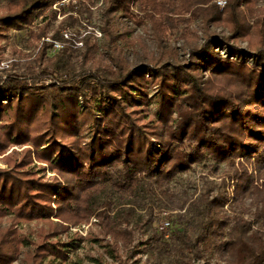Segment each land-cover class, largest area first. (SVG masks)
<instances>
[{
  "label": "trees",
  "instance_id": "16d2710c",
  "mask_svg": "<svg viewBox=\"0 0 264 264\" xmlns=\"http://www.w3.org/2000/svg\"><path fill=\"white\" fill-rule=\"evenodd\" d=\"M100 1L97 23L93 8ZM211 1L0 0V36L6 28L23 29L39 17L45 22L47 17L67 15L64 23L79 27L84 20L87 28H99L110 43L107 66L75 73L71 62L56 63L53 74L58 83L48 87H32L13 76L0 79V136L13 143L31 141L43 161L70 177L52 182L0 171V211L13 209L23 218L49 217L56 196L57 210L69 206L76 220L95 216L110 226L137 227L154 224L155 208L179 207L185 212L170 225L174 249L205 257L225 254L231 264H264V181L256 183L264 180V37L250 43L247 53L230 42L232 37L207 34L201 45L190 48L188 64L156 60L138 66L123 56L116 42L122 17L171 28L179 19L170 14H192L195 6ZM251 2L228 0L227 10ZM231 24L237 30L242 25L236 18ZM232 36L236 39L240 31ZM222 48L226 56L218 51ZM198 70L209 77L202 82L190 73ZM151 86L156 88L157 110L150 119L141 106L148 104ZM38 112L47 116L48 128L26 130ZM83 127L88 129L85 137ZM241 159L253 160L257 175L244 164L237 166ZM207 161L231 166L228 177L237 182L233 192L221 187L211 197L213 189L207 188L196 198L188 195L178 201L172 182ZM248 198L257 229L244 219ZM229 200L238 211L226 210ZM159 234L153 237L162 244L157 248L167 250L169 242ZM0 245V264H6L16 249Z\"/></svg>",
  "mask_w": 264,
  "mask_h": 264
},
{
  "label": "rangeland",
  "instance_id": "374dc122",
  "mask_svg": "<svg viewBox=\"0 0 264 264\" xmlns=\"http://www.w3.org/2000/svg\"><path fill=\"white\" fill-rule=\"evenodd\" d=\"M224 1L222 3L220 0H212L207 5L195 6L192 14L184 13L177 17L175 14L168 13L172 15V18L179 19L178 23L173 24L171 28L156 26L148 19L136 20L133 17H122L119 22L120 37L116 40L117 45L122 47L123 56L134 66L156 60L188 64L191 60L190 48L201 45L207 34L232 37L230 42L250 53L247 49L248 45L260 40L261 36L264 37V0H252L251 3L243 4L236 11L227 10L228 0ZM101 6L102 1L93 8L94 21L97 23H99ZM133 11L143 15L136 8H133ZM216 11L221 14L219 19H215ZM66 16L58 15L56 19L47 17L44 19L45 22L43 17H39L26 28L4 29V34L0 36V79L4 80L13 76L32 87L44 88L58 83V78L53 74L56 63L69 62L70 64L71 62V71L75 73L96 66H107L110 63L108 38L100 32L99 28H87L84 20L80 19L79 27L64 23ZM234 18L242 23L238 30L231 24ZM47 23L50 24L46 32L42 33L41 28ZM237 31H240V36L235 39L232 35ZM87 41L90 43L87 44ZM218 51L222 56L227 55L225 48ZM92 55L95 57L93 58ZM252 61L253 59L250 58V63ZM190 73L202 82L209 77L200 70ZM155 90L154 86L149 87V102L141 106L145 111H149L150 119L155 116L157 110V105L153 104ZM11 114L9 119L13 117ZM43 115V112H38L34 120L26 124V130L41 132L48 128L47 122H44L48 118ZM87 133V127H83V136L85 137ZM4 137L0 136L3 141H0V171H16L40 178L42 181L62 182L64 178H70L68 175L63 176L48 162L43 161L35 153L36 149L31 141L13 143L11 140H4ZM66 138L73 139L70 136ZM245 161L241 159L236 164L237 166L244 164L250 174L253 171V175H257L254 171V161ZM232 173L233 169L226 163L218 165L207 161L195 165L191 170L180 175L172 182L171 187L180 202L188 195L193 198L198 197L207 188L213 189L211 197L217 195L221 187L228 189L231 194L237 183L236 180L228 177ZM263 181V179H256L257 185ZM55 200L56 196L50 202L53 213L49 217L23 218L16 212H12L13 209L6 213L0 211V243H3L4 249L9 248L10 244L16 249L14 256L8 259L6 264L232 263L226 261L227 255L217 252L205 257L196 251L188 252L180 250L179 247L174 249L175 243L169 238L170 226L166 229H162L161 226L165 221L172 222L178 214L184 213L185 209L155 208L152 216L156 220L154 224L148 226L136 227L133 224L123 223L110 226L95 216L76 220L69 206L62 211L57 210ZM231 202L232 200L228 201L226 210L229 213L238 211L239 207L232 208ZM250 204L251 198H248L246 201L248 208L243 214L244 219L250 221L253 228L257 229L259 224L256 221L258 220L253 216L255 208L249 207ZM145 212L140 210L142 215H145ZM112 229L115 231L112 232ZM159 233L165 234L163 240L169 242L167 250L157 248L162 244L156 243L153 237L160 235Z\"/></svg>",
  "mask_w": 264,
  "mask_h": 264
},
{
  "label": "built area",
  "instance_id": "2783aa9c",
  "mask_svg": "<svg viewBox=\"0 0 264 264\" xmlns=\"http://www.w3.org/2000/svg\"><path fill=\"white\" fill-rule=\"evenodd\" d=\"M220 2L224 3L225 1H224V0H220ZM57 46H59V44H58ZM170 225H171V222H170V221H165V222L162 224L161 228H162V229H166V228H168Z\"/></svg>",
  "mask_w": 264,
  "mask_h": 264
}]
</instances>
